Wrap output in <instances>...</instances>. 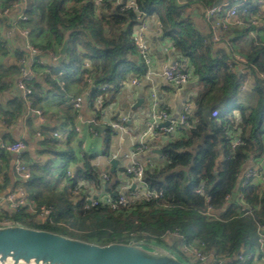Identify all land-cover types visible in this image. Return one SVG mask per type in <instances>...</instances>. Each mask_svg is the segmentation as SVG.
Returning <instances> with one entry per match:
<instances>
[{
  "label": "trees",
  "instance_id": "1",
  "mask_svg": "<svg viewBox=\"0 0 264 264\" xmlns=\"http://www.w3.org/2000/svg\"><path fill=\"white\" fill-rule=\"evenodd\" d=\"M26 1L32 32L48 29L61 46L65 31L72 30L65 57L57 66L49 67L45 78L46 93L57 94L59 104L72 99V85L80 86V90L88 88V78L92 76L91 100L98 99L106 106L115 99L129 74L146 72L134 40V27L140 21L132 9H122L115 0L100 6L93 0H74L71 6L67 4L69 0ZM185 1L179 5L175 0H137L147 17H158L164 37H170L176 50L191 61L195 75L190 85L195 92L191 97V126L161 146L164 160L160 165L146 169V180L163 190V196L119 209H86L83 205L87 195L80 190L74 192V188L81 183L100 186V172L94 164L83 162L75 168L73 177L64 168L62 177L56 179L57 183L63 177L67 180L65 188L60 189L52 183L53 175L47 177L51 161L43 168L32 164V178L22 182L15 169L11 171L12 154L0 151V172H5L0 197L20 182L28 194L27 204L18 211L10 212L0 205V222L13 221L99 244L145 241L165 245L164 236L177 230L183 235L177 242H204L207 251L214 253L213 264L225 259L228 264H245L238 255L253 253L259 244L258 222L264 224V186L255 183L254 178L238 186L248 161L264 156V43L251 39L243 49L251 70L247 74L235 73L227 54L214 52L210 40L196 30L185 14V5L193 0ZM197 1L211 6L217 0ZM248 4L251 16L264 17V0H249ZM253 28L250 25L242 29L241 35ZM85 61L90 62L93 71L85 67ZM243 82H249L251 87L243 90ZM29 84L33 89L32 106L39 107L38 102L46 97L40 92L43 86L35 78ZM103 84L105 89H101ZM21 103L17 104L19 110L23 108ZM214 109L219 110L218 116H212ZM237 130L244 143L231 151ZM59 153L64 166L74 159L73 150ZM11 173L16 180L11 179ZM113 185L108 184V189L115 192ZM200 187L203 194L196 191ZM244 204L252 208L249 214L244 213ZM31 206L37 210L51 206L52 218L38 219ZM209 208L214 217L206 214ZM172 247L181 253L175 244Z\"/></svg>",
  "mask_w": 264,
  "mask_h": 264
},
{
  "label": "crops",
  "instance_id": "2",
  "mask_svg": "<svg viewBox=\"0 0 264 264\" xmlns=\"http://www.w3.org/2000/svg\"><path fill=\"white\" fill-rule=\"evenodd\" d=\"M26 2V0H0V137L2 141H25L27 147L20 160L34 164L35 168H43L47 161H51L50 168L53 175L52 183L54 184L57 183L56 179L58 177H62L64 168H66L67 173L69 169L74 171L83 162H88L94 164L100 173L110 171L113 176L112 184L115 185V190L117 192L122 191L123 188L125 189L127 182L121 170L123 162L121 161L118 165L117 170H121L118 176L117 171L115 172L116 175L112 174V165L109 160H112L115 155L129 152L136 144L141 142L148 143L152 150L161 148L167 142V139L152 138L150 135L142 136L144 121L150 117L149 94L152 90H155L162 102L170 107L172 117L178 118L181 113L182 102L186 98L194 96L195 92L190 86L192 83L179 88L169 84L162 75V66L165 62H178L184 69L193 70L191 61L184 58L176 50L170 37H164L158 17L155 15L149 16L145 20L144 40L151 54L152 62L149 66L141 56L139 57L141 62L146 64L147 69L144 75L139 73L129 74L123 81L115 99L110 100L106 106H103L101 101L99 103L92 102V84L90 82L88 88H82L81 90L80 86L72 85V99L61 101L59 104L57 94L54 92L46 93L45 78L50 72L49 67L57 66L63 60H61L60 53L62 45H59L57 37L48 29L41 33L32 32L28 27L29 20L19 22L20 15L27 14L25 12ZM183 2L178 4L184 5L186 3L185 0ZM67 4L68 6L73 5L74 0H69ZM185 6V14L193 21L196 30L210 40L214 52L222 51V53L227 54L228 58L234 60L237 53L244 55L243 49H246L250 42L246 35H241L244 28L233 27L223 36L220 35L216 40H213L212 22L205 15V11L209 6L197 0L189 1ZM261 19L264 21L263 16ZM24 28L29 30L28 36L23 35ZM247 34L252 39L251 32ZM254 35L257 37L255 38L257 42L264 43V28H259ZM47 42L51 43L49 47H40L46 45ZM30 45L42 50V54L37 56L38 60L33 62L30 68L26 63V67L33 70L35 80L43 86L42 91H40L41 94H46V97L38 102L39 107L28 104L18 87L21 60L24 56H29L30 50L28 47ZM41 60H44L45 63H40ZM237 63L235 60V66L239 72L241 64ZM135 79L140 80V83L135 84L133 82ZM247 84L248 87H251L249 82ZM62 91L65 92L64 89ZM80 95L87 101L86 105L80 109H75L72 105L73 99ZM138 97H143L144 102L138 108H133ZM20 102L23 104L22 110L17 108V104ZM37 109L42 110L41 118L36 113ZM123 115L129 116L131 119L130 122L126 123L124 129L118 132L112 128L111 123ZM90 120H94L93 124L100 127L101 130L99 131L93 125L88 124ZM67 124L78 126L81 130L74 131L63 140L57 139L53 132L64 129ZM111 144L114 146L115 151L112 155H107L105 151L108 150ZM70 150H73L74 159L66 161L64 166L60 155L57 156V153L60 154L59 152L65 151L69 153ZM149 152H139L136 156L137 160L146 161ZM157 155L159 156H156V158H160L161 154L157 153ZM16 160V156L12 154L11 171ZM1 166L2 162L0 161ZM249 166L260 167L254 177V182L264 186V156L255 160L250 159L246 164V167ZM4 173V171L0 172V183L5 180ZM11 176L12 180L17 179L12 173ZM65 183H67V180L64 177L61 178L57 183L58 188H65ZM0 198L2 199L0 201L1 207L11 212L12 210L5 201V197L1 195ZM177 240H180V238L174 236L167 238L164 246L170 248L181 259L184 258L188 264H199L195 259L185 255L180 248L181 243ZM174 244L177 250L181 251V255L176 249H173ZM228 262V260H225V264H228ZM245 264L260 263L245 262Z\"/></svg>",
  "mask_w": 264,
  "mask_h": 264
},
{
  "label": "built area",
  "instance_id": "3",
  "mask_svg": "<svg viewBox=\"0 0 264 264\" xmlns=\"http://www.w3.org/2000/svg\"><path fill=\"white\" fill-rule=\"evenodd\" d=\"M96 5H103L108 0H93ZM184 0H176V3H181ZM116 4L121 5L122 9H132L138 14L139 21L135 25L134 40L139 50L141 58L146 64L150 66L152 62V57L149 52L148 46L144 40V30H145V20L147 19L146 14L140 10L137 0H115ZM249 0H222L216 5L209 6L206 11V17L212 22V39L216 40L218 36H223L226 32L230 31L233 27L245 28L250 25L254 26L251 34L254 33L259 28H264V21L259 16H251L250 14V5L248 4ZM184 3V2H183ZM234 19V20H233ZM29 16L27 14H22L19 17V22H27ZM233 20V21H232ZM257 28V29H256ZM29 30L24 28L23 35L28 36ZM255 38L256 35H254ZM29 56H24L21 60L20 65V78L18 81V87L22 93L23 98L27 101L28 104H32L30 100V95L32 94V85L31 83L34 79L33 70L29 68L38 60L37 56L42 54V50L37 47L30 45ZM235 60L241 64L240 73L247 74L251 70L249 61L246 59L245 55L237 53ZM235 60L232 58L228 59L229 66L236 73L238 69L235 66ZM28 61V62H27ZM29 66V68L26 67ZM40 63L44 64L45 61L41 60ZM237 63V64H238ZM85 67L90 71H93V68L89 61H85ZM194 70L184 69L178 62H165L162 66V75L165 80L172 86L179 88L187 84L192 83L195 80ZM238 72V73H239ZM261 76L264 77V74L261 73ZM88 81L93 84V77L90 76ZM135 84H139L140 80H133ZM248 82L241 83L242 89L248 87ZM106 85H102L101 89H105ZM150 99V117L144 121L142 136L150 135L152 138H158L161 135L168 136L169 139H176L179 135V131L188 129L191 124L189 121L190 115L192 114L194 102L188 97L182 102V109L180 116L178 118H173L171 114L170 107L167 104H164L159 98L158 93L155 90H152L149 94ZM86 100L82 95L77 96L73 99V107L75 109H80L86 105ZM97 103L100 100H96ZM36 113L41 118L42 110L37 109ZM103 115L104 112H102ZM219 110L214 109L212 111V116H218ZM131 117L121 116L114 121H112L111 126L116 131H122L127 122H130ZM169 120L170 124L163 126L162 124ZM94 120H90L88 124L92 125ZM80 127L73 126L72 124H67L64 129H58L53 132V135L60 140H63L70 136L74 131H80ZM243 140L239 134V131H234L232 141L230 144L231 151H233L238 145L243 144ZM27 144L23 140H17L13 142L1 141L0 142V151H5L10 154H14L17 158L15 163L16 172L21 179V181H26L30 179L34 168L32 164L21 161L22 153L26 149ZM149 152L146 161L137 160L136 156L139 152ZM156 153L153 152L151 146L148 143H138L136 144L129 152L121 153L113 156L115 159L124 162L121 167L123 176L127 179L125 189L122 191L115 192L108 189V184H112L113 176L110 174V171H103L100 173V186L95 184L90 185L89 183H81V185L74 188V192L82 191L87 196L83 207L86 209H91L99 206H105L111 209H119L122 207L129 206L135 203H146L154 199H157L163 196V190L152 187L150 183L146 180V169L148 167H154L162 163L163 156L160 155V158H156ZM113 158V159H114ZM112 160H109V163L112 165ZM119 165V164H118ZM260 167H248L246 168L242 175L241 184L246 183L249 179H252L257 175V170ZM67 175L73 177L74 171L71 169L68 170ZM20 182L19 185L6 193L5 201L9 205L12 211H18L28 202V194L25 185ZM122 182V181H119ZM198 193L203 194L204 189L200 187L196 190ZM2 199H0L1 201ZM33 212L38 213V218L41 220L51 219L53 216V210L51 206H41L40 209H35L34 206H31ZM243 211L246 214H249L252 211V208L244 204ZM207 215L214 217L215 214L212 212L211 208L206 212ZM11 221L4 220L0 224H7ZM258 235H259V244L255 252L250 254L241 253L238 255V258L245 260L247 263L258 262L264 264V224L258 222ZM176 237L183 239V235L177 230L167 233L164 238ZM181 250L185 253L186 256L191 259H195L199 264H213L214 253L207 251L206 244L195 240L189 243H181ZM226 260V259H225ZM225 260H219V264H225Z\"/></svg>",
  "mask_w": 264,
  "mask_h": 264
},
{
  "label": "water",
  "instance_id": "4",
  "mask_svg": "<svg viewBox=\"0 0 264 264\" xmlns=\"http://www.w3.org/2000/svg\"><path fill=\"white\" fill-rule=\"evenodd\" d=\"M221 1L222 0H217L214 2V5ZM71 33L72 30L65 31L62 46L60 48L61 60L66 54ZM143 102L144 98L138 97L133 108H138ZM169 124L170 121L167 120L162 125L167 126ZM92 125L95 129L101 130L100 127L94 124ZM1 140L0 137V141ZM153 152L161 154V149L156 148ZM118 162V159H112V173L116 172ZM240 180L241 176L238 181L240 182ZM5 196L6 193L2 194V197ZM233 196L236 197V193H234ZM0 264L186 263L170 248L153 242L114 241L106 244H99L11 221L7 224H0Z\"/></svg>",
  "mask_w": 264,
  "mask_h": 264
},
{
  "label": "rangeland",
  "instance_id": "5",
  "mask_svg": "<svg viewBox=\"0 0 264 264\" xmlns=\"http://www.w3.org/2000/svg\"><path fill=\"white\" fill-rule=\"evenodd\" d=\"M50 34V33H49ZM246 37L249 39L248 41H251V37H249V34H246ZM252 38L253 39H255V37H254V35H252ZM256 40V39H255ZM70 46H71V44H70ZM179 135H182V134H184V133H186L185 132V130H180L179 132ZM158 139H167V140H169V137L168 136H165V135H161V136H159L158 137ZM115 151V148H114V146L111 144L110 146H109V148H108V150L106 151V153H107V155H112V153ZM96 158V157H95ZM123 162V161H122ZM163 162V161H162ZM123 164H124V162H123ZM120 169H118L117 170V174H118V176L120 175ZM50 176H52V170H51V168H50V171L47 173V177H50ZM182 260L186 263V264H188V262L184 259V258H182ZM237 264H241V263H237Z\"/></svg>",
  "mask_w": 264,
  "mask_h": 264
},
{
  "label": "clouds",
  "instance_id": "6",
  "mask_svg": "<svg viewBox=\"0 0 264 264\" xmlns=\"http://www.w3.org/2000/svg\"><path fill=\"white\" fill-rule=\"evenodd\" d=\"M175 2H176V0H175ZM179 5H181V4H179ZM251 14V13H250ZM255 16H259L260 18L262 17L261 15H255ZM147 17V16H146ZM254 29V28H253ZM134 30H135V27H134ZM195 81V80H194ZM193 81V82H194ZM104 85H106V84H104ZM73 105V104H72ZM2 141V140H1ZM0 141V142H1ZM161 149V148H160ZM24 152V151H23ZM23 154V153H22ZM157 154V153H156ZM118 164H119V162H118ZM250 167V166H249ZM117 168H118V165H117ZM246 168H248V167H246V165H245V167L243 168V170H242V172H241V174H240V176L242 175V173H243V171L246 169ZM14 169H15V166H14ZM15 171H16V169H15ZM117 171V170H116ZM17 173V172H16ZM34 173V172H33ZM18 175V174H17ZM33 175V174H32ZM116 175V174H115ZM239 176V177H240ZM32 177V176H31ZM254 178V177H253ZM241 182H242V179L240 180V182L238 181V186L241 184Z\"/></svg>",
  "mask_w": 264,
  "mask_h": 264
}]
</instances>
